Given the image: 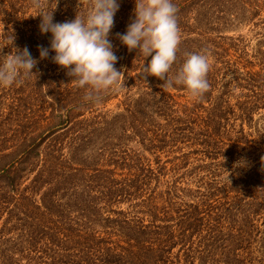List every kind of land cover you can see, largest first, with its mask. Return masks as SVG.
<instances>
[{
	"label": "trees",
	"instance_id": "1",
	"mask_svg": "<svg viewBox=\"0 0 264 264\" xmlns=\"http://www.w3.org/2000/svg\"><path fill=\"white\" fill-rule=\"evenodd\" d=\"M173 3L169 75L186 53L209 61V87L186 103L184 86L162 88L142 73L151 57L120 43L134 0H119L108 36L124 73L95 100L68 84L54 53L39 58L50 34L36 16L39 5L70 21L92 0H0V62L12 33L37 60L0 97L17 128L0 125V264H264V48L250 55L229 35L264 29V0Z\"/></svg>",
	"mask_w": 264,
	"mask_h": 264
},
{
	"label": "clouds",
	"instance_id": "2",
	"mask_svg": "<svg viewBox=\"0 0 264 264\" xmlns=\"http://www.w3.org/2000/svg\"><path fill=\"white\" fill-rule=\"evenodd\" d=\"M134 4L133 18L118 38L129 51L136 50L145 59L151 57L146 66L143 64V75L163 80L162 88L182 85L191 97L201 96L209 87L207 55L186 53L180 68L169 75L180 40L173 0H134ZM37 8L40 33L50 34L49 46L39 48V58L46 59L49 52L54 53L52 62L66 70L68 84L84 89L87 100L99 99L100 93L113 88L123 75L115 67L117 57L108 39L119 0H92L86 15L76 13L74 19L64 22H53V11L46 12L39 5ZM14 39L12 33L10 48L15 51L2 55L0 62L3 86L17 82L21 75H33L37 64L27 47L14 46ZM240 165L244 166V162Z\"/></svg>",
	"mask_w": 264,
	"mask_h": 264
},
{
	"label": "rangeland",
	"instance_id": "3",
	"mask_svg": "<svg viewBox=\"0 0 264 264\" xmlns=\"http://www.w3.org/2000/svg\"><path fill=\"white\" fill-rule=\"evenodd\" d=\"M4 24H0V31L3 29ZM229 35H242V41H243V46L244 48L247 49V51H249L250 55H255L258 48L263 47L264 48V29L263 28H256L253 32L250 30L249 27H240L237 30L229 33ZM0 47L2 49H4L5 44L3 42L0 41ZM124 69L125 67H122V73H124ZM257 69V68H256ZM255 70V67H254ZM122 77V76H121ZM24 76L21 77L20 81L17 80V82L13 83L12 85L9 86H3L0 85V97H2L1 99H5V97H7L5 92H10L12 91L14 88H18L19 85H21V83L23 82L22 80H25ZM22 81V82H21ZM171 90V89H169ZM173 93H175L173 90H171ZM177 95H180L177 100L180 103H186L188 101H192L193 97L183 94V93H176ZM183 96V97H181ZM122 100V97L119 98H115L111 101H109V103L107 104V108L109 109H116L117 104L120 103V101ZM2 106V105H1ZM0 106V110L3 108ZM4 109V108H3ZM9 110L5 109V111L3 112L4 114L2 115V117H0V125L4 122L6 125H4V127L2 128V131L7 134V135H13L14 131L17 129L15 126L13 125H8L7 123H13L12 121H10L9 119H6L7 114H8ZM262 115H264V111H262L260 114L256 115L255 120H258L259 123L261 124V126L263 127L264 125V118H262ZM1 116V114H0ZM262 118V119H261ZM2 121V122H1ZM6 249L5 245H0V249ZM0 261L3 262L5 261L4 258L0 257Z\"/></svg>",
	"mask_w": 264,
	"mask_h": 264
}]
</instances>
